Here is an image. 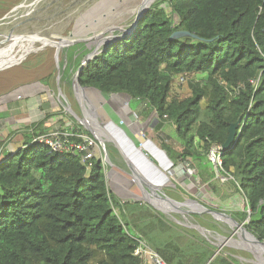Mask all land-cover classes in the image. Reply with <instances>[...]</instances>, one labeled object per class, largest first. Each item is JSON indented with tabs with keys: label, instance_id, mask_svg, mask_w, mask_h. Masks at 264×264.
Returning <instances> with one entry per match:
<instances>
[{
	"label": "trees",
	"instance_id": "16d2710c",
	"mask_svg": "<svg viewBox=\"0 0 264 264\" xmlns=\"http://www.w3.org/2000/svg\"><path fill=\"white\" fill-rule=\"evenodd\" d=\"M176 32L190 36L172 39ZM177 77L188 79V97H174ZM79 84L141 104L143 118L155 114L154 131L172 124L187 151L160 145L173 166L190 165L220 200L240 195L245 209L232 218L264 242V0H156L134 32L88 62ZM239 119L236 143L222 151ZM45 133L33 122L0 141V264H144L138 241L166 264L212 258L211 246L190 256L161 247L156 233L172 232L150 207L112 196L101 160L87 169L79 157L33 142ZM213 150L220 165L209 160ZM209 264L238 262L218 254Z\"/></svg>",
	"mask_w": 264,
	"mask_h": 264
},
{
	"label": "rangeland",
	"instance_id": "374dc122",
	"mask_svg": "<svg viewBox=\"0 0 264 264\" xmlns=\"http://www.w3.org/2000/svg\"><path fill=\"white\" fill-rule=\"evenodd\" d=\"M35 1L36 0H0V57L2 58L0 59V99L7 95L19 97L18 102H20V104L17 103V106H24L23 108L18 109V116H11L8 121L1 123L0 132H3L2 135L6 137V135L12 132V130L22 124H19L20 121H24L25 124L27 123L26 120L29 122H33L35 119L38 120L39 117L42 116L41 110L44 108L48 112H52L53 115L49 120L44 121L48 124L50 129L60 130L65 128V124L67 123L73 126V128L83 127V124H85L91 131L90 134L96 138L99 143L100 156H98V159L101 160L105 166L107 184L108 182L110 183L109 176L111 177L112 174L111 169L114 170V167H117L119 170L123 171L124 178L121 177V173L116 176V178L122 180L124 184L125 182H130L135 186L136 184L139 186L137 180L134 179L131 168L126 163L119 150H117L112 142L104 138L107 135L114 138L119 144L118 146L124 151H127L125 154L129 155L133 154V151L135 154L140 153L136 149V147H139L140 145H142V149H146L147 145L152 147L151 144H145L146 142L143 139V136L146 137L147 141L150 139L154 143L153 145L155 147H153L156 148L157 151H159L160 145L165 143L178 153H187L181 140L176 136L172 124L165 123L161 130H153L152 126L156 119L155 115L151 114L148 118H142L140 114L143 110V106L141 104L139 108L135 107L137 108L133 113L135 118H132L130 116H132L134 103L127 105L130 101L126 97L125 99L118 98L123 107L118 106L117 108L115 104H112L115 102V99H113L115 98L114 96L102 97L97 92L90 90L86 93L88 101L86 99L81 101V99L79 97L76 98L73 93L72 81L76 72V63L74 61L80 59L81 63L85 58V56H81L83 52L89 51L90 53L97 46L103 47L106 42H110L113 38L123 36L126 32H130L137 12H132L131 15H126L122 19H116V16L113 17V13L116 15L118 6L123 3V0H52L54 2L51 1L52 3L50 2V5L48 6L49 0L48 2H41L38 4V7L29 11H27V9L14 10L20 6L30 5ZM46 6H48V11L42 14L44 15L43 18L37 21L27 20L26 17H35L44 12ZM6 19L8 20L6 21ZM112 24H116L117 28L123 27L124 29L122 31L114 30L110 33L104 31L98 36H95V34H98L101 30ZM2 29L3 32L1 31ZM11 29L16 35L39 34L42 36L44 35V37L56 35L57 39L73 40L74 42L79 43L65 49H59L57 53L58 55L56 54V47H45L41 44L35 43L9 47V41L2 35L10 32L9 30ZM41 47L43 49L39 50ZM10 54L12 55L13 63V66L11 67L7 66L8 64L3 61V57H7ZM69 55L72 57L70 58ZM187 80L180 77L175 78L173 83V94L175 98L183 99L189 96L190 90ZM25 94L28 97V100L36 106V116L38 118L35 116V119H32L31 115H29V108H26L27 100L25 101L24 99V97H26L24 96ZM21 99L22 101H20ZM202 106H205L204 102L202 103ZM119 109L121 110L120 112ZM110 110L115 113V116H118L117 114L123 116L120 120H116L115 123L113 121L116 118L114 116L111 117L110 115L113 120L112 122L119 128V130L114 128V125L109 122L110 113L108 114L107 111ZM71 113H73L79 120L77 121ZM92 116H94V119L101 124L103 128L102 130L98 127H95L94 130V128L90 126V124L94 125L95 122L93 121ZM128 116L131 118L129 122L127 121ZM105 120L107 121L105 122ZM86 121H88V123ZM126 123H129L130 127H132L135 132H133L132 129L127 130ZM97 132L102 133L104 137H98ZM127 137H129L130 140ZM122 138H125L127 142L124 143ZM209 160L211 161L210 155ZM165 165L170 166L169 164ZM168 171L170 182L176 183L183 190L184 196L181 197L182 199L191 198L193 200H202L209 204L213 211L226 215H229L231 212H241L245 209L246 203L240 195L232 193L229 194L227 200L220 201V199L213 195L209 189L205 186H201L197 178L194 176V170H192L187 163H179L176 166H172ZM216 178L219 179L221 183L225 182V179L220 177L217 172ZM168 183L169 181L166 182V184ZM168 187L169 186L167 185L158 192V195L161 198L169 196L168 194H170V192H168ZM109 189L112 196H115L116 185L110 183ZM236 199H240L242 202ZM154 200L155 199L151 198V201H153L152 204L161 211L167 212L169 210H179L172 205L166 204V201L159 203L158 201H162L161 199H157L158 201ZM238 202L242 205L240 204V206ZM193 209L194 208L188 206L187 209H182L183 213H167V215L169 218L170 216H173L175 219L186 223V226H190L189 224L195 225L196 221L191 219L188 214H185V212ZM213 219V216L208 217V225L216 224L215 226L217 229L223 231L221 233L217 231V234L215 233L216 235L212 234L209 236L210 242L219 246L220 250L218 249V254L232 255L238 264H264V255L257 253L250 247L248 248V245L245 243L246 240L245 242L243 241L244 238L240 236L238 228H236L237 230L235 231V229L226 223L224 219L215 218L217 221ZM171 225L174 226V224ZM190 232L194 231L191 230ZM218 235L225 236V239L219 238ZM214 250L217 249L215 248ZM254 254L260 258V262Z\"/></svg>",
	"mask_w": 264,
	"mask_h": 264
},
{
	"label": "crops",
	"instance_id": "0c3cea01",
	"mask_svg": "<svg viewBox=\"0 0 264 264\" xmlns=\"http://www.w3.org/2000/svg\"><path fill=\"white\" fill-rule=\"evenodd\" d=\"M92 91H94V90H92ZM92 94H94V93H92ZM99 95L102 96V97H106L105 95L104 96L101 95V94H99ZM24 96H26V94ZM114 97L115 98H113V99H115L114 100L115 102L112 103V104H115V106L117 108H118V106L123 107L122 103L120 104V100L118 98L120 97V98H124L125 99V96L116 95ZM18 98L19 97H13L11 95H7L4 98L0 99V125H1V123H5L6 121H8L11 118V116L12 117L18 116V113H17L18 109L19 108L21 109V108L24 107L23 105H20V107L17 106L18 105L17 103L20 104V102H18L19 101ZM24 99H25V101L27 100L26 108L27 107L29 108V110H28L29 115H31L32 119H35L36 106H34L32 104V102L30 100H28L27 96L24 97ZM20 101H22V99ZM131 103H134V102H131ZM129 104H130V102L127 105H129ZM29 106H31V107H29ZM139 106H140V104L134 103V107L132 109V116H130V117L135 118L133 113H134V110L139 108ZM135 107H137V108H135ZM120 111L121 110L119 109V112ZM41 112H42V116L39 117L38 120L35 119L33 122H40L41 128L44 129V131L49 132L52 129H50L48 124H46V122H44V118H45L46 115L52 114V112H50V111L48 112L47 110H45V108L43 110H41ZM107 113L108 114L110 113L109 117L111 115V117L114 116L116 118L113 121L112 118L110 117V121L109 122L112 125H114L113 126L114 128L119 130V128L113 122L116 123V120H120L123 116L121 114H117L118 116H115V113H113L112 110L107 111ZM142 113H143V110L141 111V114H140L141 116H142ZM36 118H38V117L36 116ZM142 118H143V116H142ZM127 119H128L127 121L129 122L131 118H129V116H128ZM138 119H140V118H138ZM106 121L107 120H105V122ZM26 122L27 123L24 124V121H20L19 124L20 123H22V124L20 126L16 127V129L12 130V132L18 131L22 127L28 126L31 123H33V122H31V121L29 122L27 120H26ZM124 122H125V120H124ZM137 123H139V122H137ZM126 124H127V130L128 129H132V127H130L129 123H126ZM65 126H66L65 128H62V129L59 128V129L63 130V131H69V132H72V133H73V130H75V128H73V126H71L68 123L65 124ZM81 128L85 132L87 131L85 128H83V127H81ZM125 129H126V127H125ZM12 132H10L9 134H11ZM133 132H135V131L133 130ZM2 133L3 132H0V141L4 140L7 137V135H6V137H4L2 135ZM87 133H89V132L87 131ZM76 134L93 137L90 133H89L90 135H87L84 132H80V133L76 132ZM127 138L130 140L129 137H127ZM16 140H17V142L14 140L15 142L11 141V143H9L8 148H7L8 151L14 150L16 148V146L18 145L17 143H19L21 141L20 137H19V139H16ZM122 140H123L124 143L127 142L125 140V138H122ZM96 141H97V139H96ZM145 142H146L145 144L149 143L152 146H154L153 145L154 143L150 139L148 141L146 140ZM19 145H20V143H19ZM154 149H156V148H154ZM160 149L161 148H159V150ZM143 150L148 154V156L150 158H152V160H153L152 163L146 157H144L141 153H136L135 154L134 151H133V154H130V155L127 154V155L131 159V161L133 162L135 167L139 170V172H141L146 178H148L154 185L160 186L159 191H161L167 185L169 186L168 187L169 188L168 192H170V194H168L169 196L167 198L172 200L175 203L174 208L179 209V210H176V211L175 210H173V211L169 210L167 212H164V211L159 210L156 206H151L150 204H148L145 201L144 188H142V187L140 188V185L138 186L137 184L135 186L134 184H131L130 182H125V184H124L122 182V180L116 178V176L120 175V173H121V177H123V174H124L123 171L119 170L117 167H114L115 172H114V170H112L110 168L111 171H112L111 172L112 173L111 177L109 176V173H108L110 183H113V184L116 185L115 197H117L118 199L122 200V202H140V203L144 204L145 206L150 207L152 209V211L154 212V214L161 218V221L169 229H171V232H172V233H169L167 231V229H164V231H161L160 233H156L157 243L161 247L165 246V245H168V244H171L172 246L177 247L180 250H183V252H185L187 250L188 251V252H186L187 256H190L191 255V251H194L195 247L199 248V251L202 252L203 248L207 249V246H211V247H213V249H215V248L217 249V250H214V254L217 253V255H218V249L220 250V248L216 244L210 242L209 236H211L212 234L216 235L217 231H219L220 233L223 232V231H220V229L218 230L217 227L215 226L216 224L208 225V217L209 216L212 217L211 214H209L207 211H204L203 209L200 210V209H196V208H194L191 211L185 212V214H188L191 217V219H194L196 221L195 225L189 224L190 226H186V223L175 219L173 216H170V218L168 217L167 213L168 214L169 213H171V214L172 213L180 214L178 212H182V209H185V208L187 209L188 206L191 207V205L187 202L188 199H191V198L182 199L181 197L184 196L183 190L176 183L170 182L169 175H168V173H169L168 170L173 166V163L167 157L166 153L162 149L160 150L164 154L163 156L166 158V160L168 161L167 163L171 167L165 165L166 162L164 164H162V161L157 159L147 148L143 149ZM108 176H107V180H108ZM168 181H169V183L166 184V182H168ZM110 183L108 182V184H107L108 189H109V184ZM162 186H164V187H162ZM191 200H193V199H191ZM194 201H197L204 208H206L208 210H212L210 205L205 203V202H203L202 200H194ZM220 201H224V200H220ZM162 202H163V200H162ZM154 207H156V208H154ZM232 213H234V212L229 213V215L231 217H232ZM213 220H215V218ZM215 221H217V219ZM218 222H220V221H218ZM225 222L228 223L231 227H234V226H232V224L228 220L225 221ZM171 224H174V226H172ZM173 227H175V228H173ZM191 230L194 231V232H190ZM210 231H212V232H210ZM213 231H215V232H213ZM235 231H236V228H235ZM218 236H219V238L225 239L224 238L225 236H220V235H218ZM176 256H175V258H176ZM224 256H232V255H228L227 254V255H224ZM177 257H178L177 260L180 259L183 262L186 261V254L185 253H182V255H179ZM232 257H234V256H232ZM209 261L206 264H209L210 263Z\"/></svg>",
	"mask_w": 264,
	"mask_h": 264
},
{
	"label": "bare ground",
	"instance_id": "6f19581e",
	"mask_svg": "<svg viewBox=\"0 0 264 264\" xmlns=\"http://www.w3.org/2000/svg\"><path fill=\"white\" fill-rule=\"evenodd\" d=\"M48 2L49 0H36L34 3H32L33 5H25V6H23L22 8H19V9H27V11H29V10H31V9H33V8H35V7H38V4H40L41 2L42 3H44V2ZM52 0H50L49 1V3H48V6L50 5V2H51ZM52 2H54V1H52ZM51 2V3H52ZM150 2H151V0H123V3H121V4H119V6H118V9H117V11H116V15H115V13H113L114 14V16L113 17H115L116 16V19H122L124 16H126V15H131V13L132 12H137L136 13V15L138 14V13H140L141 11H143L144 9H146L148 6H149V4H150ZM29 3V2H28ZM40 6V5H39ZM48 6H46V10L44 11V12H42V13H40L39 15H37V16H29V17H26L27 18V20H29V21H37V20H40L41 18H43V16L44 15H42V14H44V13H46L47 11H48ZM13 10V9H12ZM18 10V9H17ZM114 10V9H113ZM18 12V11H17ZM21 12V11H20ZM111 14V13H110ZM112 14V15H113ZM42 15V16H41ZM118 15V16H117ZM8 16V15H7ZM11 18V17H10ZM13 18V17H12ZM8 19H6V21H7ZM18 20V19H17ZM26 21V20H25ZM0 22H1V20H0ZM8 22H10V21H8ZM6 23V22H5ZM26 23V22H25ZM121 23V22H120ZM1 24V23H0ZM4 24V23H3ZM7 24V23H6ZM19 24V23H18ZM132 24V23H131ZM5 26V25H4ZM9 26H10V24H9ZM13 26V25H12ZM120 26V25H119ZM11 27V26H10ZM1 28V27H0ZM18 28V27H17ZM25 28H27V27H25ZM30 28V27H29ZM28 28V29H29ZM115 28H117L116 27V24H112L111 26H108L107 28H105V29H103V30H101L98 34H95V36H98L99 34H101L102 32H104V31H108L109 33L110 32H112V31H114V30H123L124 28L122 27V28H117V29H115ZM63 29V28H62ZM5 30V29H4ZM2 32H3V29L1 30ZM10 32H8V33H5L4 35H2L4 38H6L9 42H8V44H9V47H14V46H20V45H23V44H28V43H35V44H41L42 46H45V47H56L55 49L56 50H59V49H63V47H65V46H67V45H69V44H73V40L71 41V40H64V39H57L56 37V35H54V36H51V37H44V35L42 36V35H39V34H34V35H16V34H14L13 33V30L11 29V30H9ZM50 31V30H49ZM30 32V31H29ZM34 32V31H33ZM23 33V32H22ZM43 33V32H42ZM56 33V32H55ZM73 33V32H72ZM20 34V33H19ZM1 35V34H0ZM47 36V35H46ZM69 36V35H68ZM73 36V35H72ZM88 36V35H87ZM57 39V40H56ZM11 52V51H10ZM4 58V62L6 63V64H8L7 66H9V67H11V66H13V63H12V55L10 54L9 56H7V57H3ZM0 59H2L1 57H0ZM6 67V66H5ZM87 123H88V121H86ZM90 126L91 127H93L94 128V130H95V124L94 125H91L90 124ZM97 135H98V137H104V135L102 134V133H98L97 132ZM105 139H107L108 141H110V140H112V141H114L115 143H116V145L118 146L119 144L114 140V138H112L110 135H107L106 137H104ZM149 144V143H148ZM142 147V145H140L139 147H136V149L144 156V157H146L151 163L153 162V160H152V158H150L149 156H148V154H146V152L141 148ZM118 148L121 150V152H122V154L125 156V158L127 159V161H128V163H129V165L131 166V168L134 170V172H135V174H136V176H137V178L142 182V183H146V184H149V185H151V186H153V187H155V188H160V186H156V185H154L148 178H146L141 172H139V170L135 167V165L133 164V162L131 161V159L127 156V154H125V152H127V151H124L121 147H119L118 146ZM146 148H148L149 149V151L157 158V159H159V160H161L162 161V164H164L165 162V164H168L167 162V160H166V158L163 156L164 154L159 150V151H157V150H155L154 149V147L152 146H150V145H147L146 146ZM154 201H158V200H154ZM159 203L160 202H162V201H158ZM163 202H165L164 200H163ZM220 219H222V218H220ZM225 221H227L226 219H224ZM231 224H232V226H234V227H232V228H238V227H236L235 225H234V223H232L230 220H228ZM237 230V229H236ZM238 230H239V234H240V236H242V238H244V240H248V237L242 232V231H240V229L238 228ZM246 240V241H247ZM249 241V240H248ZM245 242L247 245H248V248L250 247L251 249H253L254 251H256L257 253H259V254H262V255H264V248H262L260 245H257V244H254V243H252L251 241H249V242ZM255 255V254H254ZM256 256V255H255ZM257 257V256H256ZM258 258V260H259V262H260V258L259 257H257ZM261 264V263H260Z\"/></svg>",
	"mask_w": 264,
	"mask_h": 264
},
{
	"label": "water",
	"instance_id": "95a60500",
	"mask_svg": "<svg viewBox=\"0 0 264 264\" xmlns=\"http://www.w3.org/2000/svg\"><path fill=\"white\" fill-rule=\"evenodd\" d=\"M156 0H151L149 6L155 2ZM33 5V4H31ZM149 6L144 9L143 11H141L140 13H138L136 15V17L134 18V24L131 28V33L134 32L135 28H136V25H137V22L143 17V15L148 11L149 9ZM23 6H20V7H17L15 8L14 10L16 9H19V8H22ZM13 10V11H14ZM118 31H122V30H118ZM130 32H126L125 35L123 36H120V37H115L113 38L112 40H110V42H106L105 46L103 47H99L97 46L92 52H90L89 54H87L84 58V60L81 62L80 66L78 67V69L76 70L75 72V75H74V78H73V81H72V88H73V93L75 95V97H79L81 99V101L83 100H87L88 101V96L86 95L87 91L89 90H94L96 92H98L99 94H101L99 91H97L96 89H93V88H84V87H81L80 84H79V76L83 70L84 67L87 66L88 62L92 59H94L96 56H98L100 53H102L103 51H105L110 45H112L115 41H118L120 39H123L127 36H129L131 33ZM182 36H190L189 33L187 32H176L174 33L171 38L174 39V38H178V37H182ZM52 38V37H51ZM79 42H73V44H69L65 47H63V49L65 48H68L74 44H77ZM43 49L42 47L39 49L41 50ZM58 53V50H56V54ZM58 55V54H57ZM84 95V96H83ZM103 95V94H101ZM104 96V95H103ZM72 115H74L73 113H71ZM155 115V114H154ZM74 117L76 118V120H79L75 115ZM95 117L92 116V119L94 122V124H96L95 126L98 127L99 129H103L101 124H99L95 119ZM239 122H240V119L232 124L230 127H229V131H228V137H227V140L225 141V143L221 146V150L222 151H226L227 149H229L231 146H233L236 141H237V138H238V135H237V128H238V125H239ZM83 127L90 133L91 131L87 128V126L85 124H83ZM143 139L146 141V137L143 136ZM110 142H112L114 144V146L117 148V150H119V152L121 153V155L123 156L124 160L126 161V163L129 165L127 159L125 158V156L122 154L121 150L118 148V146L115 144L114 141L110 140ZM129 167L131 168V166L129 165ZM132 172H133V175H134V179L137 180V182L139 183V185H141V187L143 188L144 187V196H145V201L150 204L151 206H154L152 204L153 201H151V198L153 199H161V200H164L166 201L165 203L168 204V205H172L174 206L175 203L170 200L169 198H161L159 195H158V192L159 189L158 188H155L149 184H146V183H142L136 176L134 170L131 168ZM140 187V188H141ZM192 208H196V209H203L204 211H207L209 214H211L214 218H222V219H226V220H230L232 223H234V225L236 227H238L240 229V231H242L247 237H248V240L251 241L252 243L254 244H257V245H260L262 248H264V242H261L259 240H257L250 232H248L245 228H244V224H240L238 223L237 221H235L230 215H226V214H223V213H218V212H215V211H212V210H208L206 208H204L203 206H201L197 201H194V200H191V199H188L187 201ZM156 208V207H154ZM160 210V209H159ZM250 213V211H248ZM249 213H248V216H247V219L246 221L249 219ZM247 240V239H246ZM247 240V241H248ZM245 242V240H243ZM246 241V242H247ZM248 241V242H249ZM217 255V253H215L212 258L210 259L209 262H211L215 256Z\"/></svg>",
	"mask_w": 264,
	"mask_h": 264
},
{
	"label": "built area",
	"instance_id": "2783aa9c",
	"mask_svg": "<svg viewBox=\"0 0 264 264\" xmlns=\"http://www.w3.org/2000/svg\"><path fill=\"white\" fill-rule=\"evenodd\" d=\"M33 142L46 145L54 153H67L79 157L86 165L87 169H91L94 160L100 156L99 144L95 138L86 135H78L69 131L52 129L45 134L37 136ZM217 150L210 153L211 162L215 165H220V156H215ZM135 255L138 256L144 264H166L158 254H156L143 241H138V246L135 250Z\"/></svg>",
	"mask_w": 264,
	"mask_h": 264
}]
</instances>
